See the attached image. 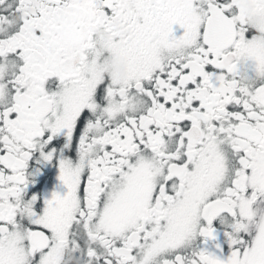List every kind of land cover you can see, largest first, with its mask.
I'll return each instance as SVG.
<instances>
[{"label": "snow or ice", "instance_id": "6c2138e0", "mask_svg": "<svg viewBox=\"0 0 264 264\" xmlns=\"http://www.w3.org/2000/svg\"><path fill=\"white\" fill-rule=\"evenodd\" d=\"M0 264H264V0H0Z\"/></svg>", "mask_w": 264, "mask_h": 264}]
</instances>
